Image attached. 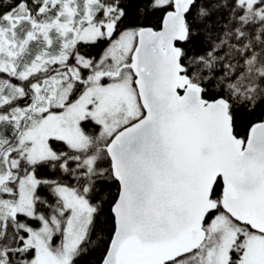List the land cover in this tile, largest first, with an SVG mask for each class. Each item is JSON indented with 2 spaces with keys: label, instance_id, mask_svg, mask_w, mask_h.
Here are the masks:
<instances>
[{
  "label": "snow or ice",
  "instance_id": "obj_1",
  "mask_svg": "<svg viewBox=\"0 0 264 264\" xmlns=\"http://www.w3.org/2000/svg\"><path fill=\"white\" fill-rule=\"evenodd\" d=\"M0 264H264V0H0Z\"/></svg>",
  "mask_w": 264,
  "mask_h": 264
}]
</instances>
